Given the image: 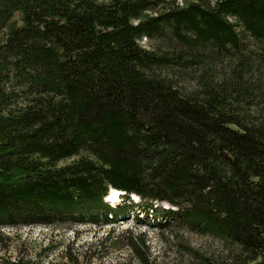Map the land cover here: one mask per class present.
Segmentation results:
<instances>
[{
  "label": "trees",
  "instance_id": "16d2710c",
  "mask_svg": "<svg viewBox=\"0 0 264 264\" xmlns=\"http://www.w3.org/2000/svg\"><path fill=\"white\" fill-rule=\"evenodd\" d=\"M137 211L264 264V0H0V226Z\"/></svg>",
  "mask_w": 264,
  "mask_h": 264
},
{
  "label": "rangeland",
  "instance_id": "374dc122",
  "mask_svg": "<svg viewBox=\"0 0 264 264\" xmlns=\"http://www.w3.org/2000/svg\"><path fill=\"white\" fill-rule=\"evenodd\" d=\"M182 4L184 0H175ZM148 46L147 40L140 42ZM113 206L126 204L119 192ZM109 199V198H108ZM133 203L139 198L129 197ZM105 201V200H104ZM156 205L176 211L164 203ZM132 212L107 225L68 220L0 226V262L24 264H201L212 258L233 264L218 240L190 232L165 216Z\"/></svg>",
  "mask_w": 264,
  "mask_h": 264
},
{
  "label": "bare ground",
  "instance_id": "6f19581e",
  "mask_svg": "<svg viewBox=\"0 0 264 264\" xmlns=\"http://www.w3.org/2000/svg\"><path fill=\"white\" fill-rule=\"evenodd\" d=\"M114 191V190H111V192ZM117 192V191H115ZM106 198H109L107 199L108 202H116V197H114L113 195H108Z\"/></svg>",
  "mask_w": 264,
  "mask_h": 264
},
{
  "label": "water",
  "instance_id": "95a60500",
  "mask_svg": "<svg viewBox=\"0 0 264 264\" xmlns=\"http://www.w3.org/2000/svg\"><path fill=\"white\" fill-rule=\"evenodd\" d=\"M118 192H119V194L122 193V192H120V191H118Z\"/></svg>",
  "mask_w": 264,
  "mask_h": 264
},
{
  "label": "clouds",
  "instance_id": "9594fccd",
  "mask_svg": "<svg viewBox=\"0 0 264 264\" xmlns=\"http://www.w3.org/2000/svg\"><path fill=\"white\" fill-rule=\"evenodd\" d=\"M110 193V192H109Z\"/></svg>",
  "mask_w": 264,
  "mask_h": 264
}]
</instances>
